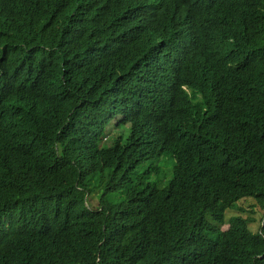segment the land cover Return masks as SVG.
<instances>
[{
  "label": "trees",
  "instance_id": "trees-1",
  "mask_svg": "<svg viewBox=\"0 0 264 264\" xmlns=\"http://www.w3.org/2000/svg\"><path fill=\"white\" fill-rule=\"evenodd\" d=\"M0 264H264V0H0Z\"/></svg>",
  "mask_w": 264,
  "mask_h": 264
},
{
  "label": "clouds",
  "instance_id": "clouds-1",
  "mask_svg": "<svg viewBox=\"0 0 264 264\" xmlns=\"http://www.w3.org/2000/svg\"><path fill=\"white\" fill-rule=\"evenodd\" d=\"M171 84L178 91V93L180 92L181 88H183L186 91L187 90L189 91V89L187 87L182 86L181 74H177V78L175 80H173V82H171ZM156 85L159 87V100H163L164 99V94H163L164 92L163 91L168 86V83L166 81H161L158 84L156 83Z\"/></svg>",
  "mask_w": 264,
  "mask_h": 264
},
{
  "label": "rangeland",
  "instance_id": "rangeland-1",
  "mask_svg": "<svg viewBox=\"0 0 264 264\" xmlns=\"http://www.w3.org/2000/svg\"><path fill=\"white\" fill-rule=\"evenodd\" d=\"M112 136H114V134L112 133ZM253 203V201H251V200H249V201H247V202H241V205L245 208V210H246V213H244L243 215H244V218H247V215H250L249 214V212H250V205ZM255 210H257V215H255V219H256V222H259V220H260V218H261V216L263 215V212H262V210L260 209V208H258V207H255L254 208ZM236 214H238V213H234V212H230L229 214H228V219H230V218H232V216H234V215H236ZM256 225H257V223L253 226L254 228H256Z\"/></svg>",
  "mask_w": 264,
  "mask_h": 264
}]
</instances>
